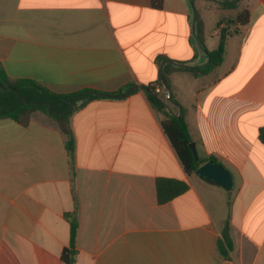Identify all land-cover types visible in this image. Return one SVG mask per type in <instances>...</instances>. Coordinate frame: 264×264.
<instances>
[{"label":"crops","instance_id":"1","mask_svg":"<svg viewBox=\"0 0 264 264\" xmlns=\"http://www.w3.org/2000/svg\"><path fill=\"white\" fill-rule=\"evenodd\" d=\"M234 2L246 25L228 24ZM200 25L210 51L230 28L224 56L207 74L172 71L168 109L185 110L200 158L233 173L231 190L185 170L143 87L168 62H209ZM1 72L61 94L138 89L73 112V159L49 112L0 118V264H68L69 214L74 264H264V0H0ZM159 177L189 187L160 203Z\"/></svg>","mask_w":264,"mask_h":264},{"label":"trees","instance_id":"2","mask_svg":"<svg viewBox=\"0 0 264 264\" xmlns=\"http://www.w3.org/2000/svg\"><path fill=\"white\" fill-rule=\"evenodd\" d=\"M163 0H154L156 6L161 7ZM238 2L224 3L223 7L237 6ZM198 20V19H197ZM250 20V11L241 10L236 18L228 23L238 26L246 25ZM231 34L230 28L223 29L218 48L207 50L203 40L201 25L196 33L202 48L206 51L209 62L203 66L182 65L177 68L170 62L164 65L161 79L150 85L143 86L148 94L151 104L162 116V125L172 145L178 153L185 170L194 173L206 160H196L190 143L193 141L192 134L186 119V112L183 110L179 115L168 109V103L176 101L173 93L167 96L166 87L171 90L170 74L176 69L187 70L196 76L207 74L215 69L222 61L225 53L227 37ZM162 87L158 92L157 88ZM138 89L134 84L115 92H102L91 88H84L70 94L54 92L39 82L31 79H12L4 72L0 73V118H11L22 125H27L33 113L37 110L49 112L58 122L59 126L67 136L66 147L73 159L75 153V136L71 123L73 112L85 106L87 103L98 98H120L131 94ZM259 138L264 143V126L259 131ZM215 162L218 160L210 158ZM208 161V160H207ZM220 163V162H218ZM189 185L186 181L178 178L159 177L156 181L158 201L165 203L176 196L184 193ZM71 224L70 246L62 253V259L68 264H74L76 260V238L78 231V218L75 214L68 215ZM234 249V243L229 233V226L223 232L218 242L219 253L229 258Z\"/></svg>","mask_w":264,"mask_h":264},{"label":"water","instance_id":"3","mask_svg":"<svg viewBox=\"0 0 264 264\" xmlns=\"http://www.w3.org/2000/svg\"><path fill=\"white\" fill-rule=\"evenodd\" d=\"M167 96L170 97L171 90L169 87L165 88ZM180 114V113H179ZM178 114V115H179ZM190 148L192 149L195 159L200 160V154L195 141L190 143ZM196 175L202 178L205 182L221 186L226 190H231L234 186V176L233 173L221 163L215 162L210 159L203 163L196 171Z\"/></svg>","mask_w":264,"mask_h":264},{"label":"rangeland","instance_id":"4","mask_svg":"<svg viewBox=\"0 0 264 264\" xmlns=\"http://www.w3.org/2000/svg\"><path fill=\"white\" fill-rule=\"evenodd\" d=\"M239 6H241L240 5V3L238 4ZM234 6V7H232L226 14H225V16L226 15H230V13H232V14H234V13H236V12H240L242 9H240V7L239 6ZM196 14H199V12H196ZM200 15V14H199ZM198 19H199V17H198ZM212 19V18H211Z\"/></svg>","mask_w":264,"mask_h":264},{"label":"built area","instance_id":"5","mask_svg":"<svg viewBox=\"0 0 264 264\" xmlns=\"http://www.w3.org/2000/svg\"><path fill=\"white\" fill-rule=\"evenodd\" d=\"M157 91H158V92H160V91H161V88H160V87H159V88H157Z\"/></svg>","mask_w":264,"mask_h":264}]
</instances>
